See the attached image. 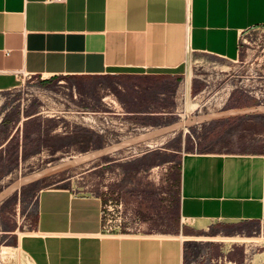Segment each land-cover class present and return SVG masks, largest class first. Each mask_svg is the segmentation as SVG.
Masks as SVG:
<instances>
[{
    "label": "crops",
    "instance_id": "obj_1",
    "mask_svg": "<svg viewBox=\"0 0 264 264\" xmlns=\"http://www.w3.org/2000/svg\"><path fill=\"white\" fill-rule=\"evenodd\" d=\"M258 28L264 0H0V93L26 78L115 77L135 94L184 82L190 95L205 83L200 57L236 63ZM177 168L168 232L146 220L106 233L99 196L44 188L29 229H0V264H264V135L240 151L184 153Z\"/></svg>",
    "mask_w": 264,
    "mask_h": 264
},
{
    "label": "rangeland",
    "instance_id": "obj_2",
    "mask_svg": "<svg viewBox=\"0 0 264 264\" xmlns=\"http://www.w3.org/2000/svg\"><path fill=\"white\" fill-rule=\"evenodd\" d=\"M210 61L206 67L193 68L196 75L205 76V83L202 90L190 95L184 82L156 84L151 91L139 87L142 91L135 94L132 84L115 77L93 83L61 78L46 85L26 78L16 88L0 93V193L22 177L182 123L19 186L0 199V229L6 225L29 229L35 194L44 188L65 187L75 194L111 198L113 204L121 201V217L126 223L147 220L151 230L168 232L177 214V166L182 154L202 149L240 151L264 135V113L257 111L197 120L264 106V28L242 36L238 62ZM162 91L166 93L160 94ZM140 99L155 103L141 105ZM140 109L147 114L128 113ZM235 117L240 119L221 124L224 133L216 141L204 143L206 134L220 125L216 121ZM188 120L191 124L187 125ZM92 133L101 137L96 140ZM1 244H7L2 237Z\"/></svg>",
    "mask_w": 264,
    "mask_h": 264
},
{
    "label": "bare ground",
    "instance_id": "obj_3",
    "mask_svg": "<svg viewBox=\"0 0 264 264\" xmlns=\"http://www.w3.org/2000/svg\"><path fill=\"white\" fill-rule=\"evenodd\" d=\"M193 107H195V106L193 105L191 108H193ZM255 111L264 113V106H258V107L250 108V109H247V110H230V111H225V112L218 113V114L214 113V114H210V115L200 116V117L197 118V120L198 121H210V120H212L214 118H218L220 116L222 117V116L235 115V114H239V113H249V112H255ZM186 124L187 125L191 124V122L188 120V121H186ZM181 125H182V123H177V124H174V125L169 126V127L158 129V130H155L154 132L143 134V135H141L138 138H133V139L121 142L119 144H116V145H113V146H110V147H106V148H104L102 150H97L95 152L88 153V154H86L84 156L75 157V158H73L71 160H67L62 165H59V166H56V167H52V168H49V169L45 168L46 170H43L41 172H38V173H35V174H31V175L26 176L24 178L22 177L20 180H18L17 182L15 181V183H13L10 187H7V189H5L3 192H1L0 193V199H3L4 197L8 196L10 193H12L14 190H16L19 186L26 185L28 183L34 182V181L38 180L39 178L43 177L44 175H46V174H48V173H50V172H52L54 170H57V169H59L61 167H65V166H68V165H75V164H78L80 162H85V161H87L89 159H92L94 157H98V156L101 157V156H103L105 154L114 152L116 150H119V149H121L123 147H126V146H128L130 144H133L135 142L145 140V139H147L149 137L151 138V136H153V135L160 134V133H163V132H167V131H169V130H171L173 128L180 127ZM235 239H237V238H235Z\"/></svg>",
    "mask_w": 264,
    "mask_h": 264
},
{
    "label": "built area",
    "instance_id": "obj_4",
    "mask_svg": "<svg viewBox=\"0 0 264 264\" xmlns=\"http://www.w3.org/2000/svg\"><path fill=\"white\" fill-rule=\"evenodd\" d=\"M54 2H62L63 0H49ZM115 197V194L113 195ZM102 200V207H101V214H102V222H103V230L106 233L114 232L115 229L119 231L124 227L126 223L122 217L121 213L123 211V203L118 201V203H112V199L109 198L101 199ZM119 216V217H118Z\"/></svg>",
    "mask_w": 264,
    "mask_h": 264
},
{
    "label": "trees",
    "instance_id": "obj_5",
    "mask_svg": "<svg viewBox=\"0 0 264 264\" xmlns=\"http://www.w3.org/2000/svg\"><path fill=\"white\" fill-rule=\"evenodd\" d=\"M113 78V77H112ZM67 80H71V81H74V82H86V83H90V82H96L98 80H100L101 78H93V79H72V78H66ZM57 80V79H56ZM56 80H50V81H42L41 83L43 85H46L47 83L49 82H55ZM132 80V79H131ZM240 118L239 117H235V118H230V119H227L226 121H216L215 123L216 124H220L213 132H208L206 134V138H205V142L204 143H211L212 141H216L220 135H222L224 133V130L221 128V124H230V123H234L236 121H238ZM35 132L34 133H39V129H35L34 130ZM93 135V138L98 140L101 136L97 133H92ZM198 151H206L204 149L202 150H198ZM176 184H177V181H176Z\"/></svg>",
    "mask_w": 264,
    "mask_h": 264
}]
</instances>
